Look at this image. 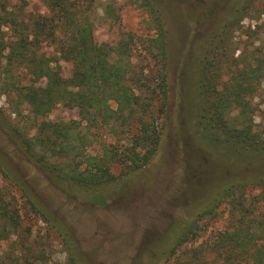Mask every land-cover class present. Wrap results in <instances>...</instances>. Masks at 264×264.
Segmentation results:
<instances>
[{"label":"trees","instance_id":"16d2710c","mask_svg":"<svg viewBox=\"0 0 264 264\" xmlns=\"http://www.w3.org/2000/svg\"><path fill=\"white\" fill-rule=\"evenodd\" d=\"M41 1L46 12L27 11L29 0H0V92L12 106L27 102L35 116L46 117L64 104L76 108L80 120L44 119L30 136L0 107V132L13 144L9 154L38 169L56 191L69 199L90 195L86 201L104 205L110 197L109 185L125 182L147 166L162 143L163 119L171 98L165 10L153 0H133L147 9L157 32L150 37L143 64H138L134 61L136 35L121 28L113 2L107 3L104 18L119 27V37L114 44L100 45L89 14L95 0ZM252 2L235 5L221 28L240 25L248 15L246 5ZM261 15L259 11L255 18ZM212 40L205 53L211 45L219 46ZM208 58L197 59L201 132L196 139L205 146L209 141L223 145L233 155L228 160L234 170L218 177L190 206L188 219L174 225L150 249L146 264H167L174 257L175 264H264V44L246 47L233 56L226 80L218 63ZM62 60L71 65L69 77L63 75ZM21 68L34 76L32 83L14 75ZM42 77L44 85L39 83ZM256 98L259 102L253 104ZM256 116L262 119V130H254ZM93 141L99 142L102 151H88ZM6 164L0 160L6 181L0 186V246L12 241L24 251L23 264H33L31 258L44 255H37L27 236L19 233L22 216L10 187H20L31 209L45 220L52 219ZM114 167H120V175L114 174ZM224 204L229 227L179 253L185 243L200 239L201 222L216 218ZM55 227L68 252L58 264H85L73 232L59 220ZM19 260L16 257L13 263ZM0 264H5L2 258Z\"/></svg>","mask_w":264,"mask_h":264},{"label":"rangeland","instance_id":"374dc122","mask_svg":"<svg viewBox=\"0 0 264 264\" xmlns=\"http://www.w3.org/2000/svg\"><path fill=\"white\" fill-rule=\"evenodd\" d=\"M109 1L120 13V26L124 32L136 35L134 61L143 64L150 37L157 32L149 22L147 9L141 4H135L133 0H95L88 12L94 21L96 40L100 45L114 44L119 37V27L108 20L110 18H104ZM153 2L165 10L164 28L167 30L170 57L171 98L163 119L162 143L147 166L133 173L129 180L109 185L111 193L104 205L86 201L90 195L69 199L64 192L56 191L38 169L22 161L20 156L9 154L13 144L0 132V160L5 165L7 162L8 167L19 175L21 183L52 219L45 220L40 213L31 209L20 187H10L22 216L19 233L27 236L37 255H44L42 259L31 258L33 264H58L66 260L68 252L55 227L56 220L73 232L85 264H146L150 249L174 225L188 219L190 206L202 197L218 177L225 173L230 175L234 170L228 160L233 155L223 145L209 141L208 146H205L196 139L197 133L201 132L197 123L200 79L197 59L209 56V60L218 63L226 80L233 56L237 57L246 47L264 44V0L248 3V15L242 18L240 25L235 27L236 24H233L230 28L221 27L228 21L227 16L235 5L241 3L239 0ZM26 10L47 11L41 0H29ZM259 11H262V15L257 19L255 16ZM212 38L219 46L216 48L211 45L209 52L205 53L206 44ZM46 50L52 51L50 48ZM61 66L63 75L69 77L71 65L62 60ZM217 66L211 68V73H215ZM13 73L23 83L33 82L34 76L29 74L28 69L21 68ZM39 83L44 85L46 79L42 77ZM257 102L259 99L256 98L253 104ZM0 107L11 116L15 125L30 136L34 135L37 125L44 119L66 122L80 120L78 110L64 104L57 105L46 117L35 116L27 102H22L19 107L12 106L8 96L2 92ZM17 109L18 112H14ZM255 123V131L263 129L260 116L255 117ZM104 140L110 141V138ZM88 151L97 153L102 148L99 142L93 141ZM113 172L120 175V167H114ZM2 184H6V181L0 172V186ZM228 211V206L224 204L218 209L216 218H206L201 222L203 230L200 239L185 243L179 253L206 241L218 231L226 230L230 225ZM0 247V258L5 264H14L16 257H20L19 264H23L24 251L13 246L12 241L2 242ZM176 258L167 264H175Z\"/></svg>","mask_w":264,"mask_h":264}]
</instances>
